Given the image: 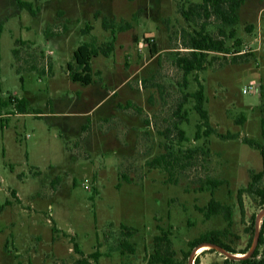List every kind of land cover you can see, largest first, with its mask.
I'll use <instances>...</instances> for the list:
<instances>
[{
  "label": "rangeland",
  "instance_id": "1",
  "mask_svg": "<svg viewBox=\"0 0 264 264\" xmlns=\"http://www.w3.org/2000/svg\"><path fill=\"white\" fill-rule=\"evenodd\" d=\"M29 1L36 15L0 0V98L30 100L22 115L0 110V204L10 199L0 264H78L74 241L93 263L97 252L99 264H156L163 232L183 264H240L210 242L185 254L211 234L243 253L257 220L261 228L264 206L249 185L263 159L243 139L264 144V0H245L233 23L186 18L203 0ZM104 18L115 48L92 59L95 81L83 86L68 64L83 42L113 40ZM203 24L228 52L210 51L185 74L178 58ZM200 83L216 132L197 139L205 126L189 94ZM212 199L223 208L207 216Z\"/></svg>",
  "mask_w": 264,
  "mask_h": 264
},
{
  "label": "trees",
  "instance_id": "2",
  "mask_svg": "<svg viewBox=\"0 0 264 264\" xmlns=\"http://www.w3.org/2000/svg\"><path fill=\"white\" fill-rule=\"evenodd\" d=\"M245 0H203L200 4H193L190 6L188 11H184L186 18L189 19L192 16V13L200 14L201 12L205 13V16L210 17L211 14H214L219 19L223 20L226 23L236 22L238 19L237 16V8H239ZM16 4L20 9H26L31 14L36 15L38 13L39 8H35L32 1L29 0H16ZM103 25L106 29H111L113 40L108 42L105 47L101 49L96 48L91 43L83 42L80 44L76 50L74 51V63L68 64L69 74L74 82H78L83 86H88L95 81L94 78V70L92 66V59L97 57L100 53L108 56L113 49L115 48L116 41V26L112 25L107 18L103 19ZM128 26H121V30L127 29ZM1 34V29H0ZM25 43V42H24ZM187 48L189 51L186 55L180 56L178 58V65L183 68L185 74H190L193 71H199L205 67L207 55L210 51H219V52H228L227 47L225 45V41L223 39H217L213 34L206 31V26L203 24L202 30L198 31L196 35L191 36L190 42L188 43ZM151 51L155 53L157 51V46L153 42L151 43ZM19 49H14V55L18 56ZM236 59V58H235ZM45 71V70H42ZM189 96L193 97L195 100V109L201 116L203 120V126H205L204 132H202L201 124L198 125V129L196 132V138L199 139L203 135L209 136L212 133H215L216 130L213 128L209 112L206 108V96L205 89L202 83L199 84V88L189 94ZM10 102L15 106L16 111L19 113H27L29 107V100L26 97H17L10 96ZM133 103L129 102V106H132ZM183 133V132H182ZM263 134H264V119H263ZM245 143L249 144L253 148H256L260 151L263 159V169L259 172L253 173L252 181L249 185V191L254 193L262 206H264V144L259 141L244 138ZM15 191H12L14 194ZM241 201V200H240ZM9 201H6L4 204H0V209L4 208ZM223 206L215 199H212L207 205L206 215L211 216L212 214L219 213L222 210ZM130 233H133V229L129 228ZM157 250L154 254V263L156 264H183L178 261L175 257V250L172 249V240L168 236V232H163L162 235H157L155 237ZM205 242H210L214 245H222L217 237L211 234V237L203 236L191 243V248L185 254V257L191 255L193 249L200 244ZM165 244L166 248L163 249V245ZM223 246V245H222ZM252 245H250L246 250L243 251L244 254H247ZM262 246V251L260 252V247ZM130 249L133 251V247L130 246ZM224 247V246H223ZM74 249L80 254V258H78V264H99V254L97 252H93L90 254V257L93 258L95 263L90 260L88 256L85 255L84 251L80 247L79 243L74 241ZM205 251H202L203 253ZM228 259V258H226ZM234 259V258H233ZM196 261H200V257H196ZM240 264H264V216L262 218L261 228L259 232L258 241L254 250L246 256H243L237 260Z\"/></svg>",
  "mask_w": 264,
  "mask_h": 264
},
{
  "label": "crops",
  "instance_id": "3",
  "mask_svg": "<svg viewBox=\"0 0 264 264\" xmlns=\"http://www.w3.org/2000/svg\"><path fill=\"white\" fill-rule=\"evenodd\" d=\"M2 32V31H1ZM1 36V34H0ZM15 93H13L14 95ZM17 97L21 98V97H25V96H19L18 94H15ZM29 100V99H28ZM13 104L10 102V100H8V97L7 98H0V110H2L4 112V110L8 107H12ZM29 106H30V100H29ZM15 111V109H14ZM1 112V111H0ZM17 115H22V114H25V113H18L16 111ZM15 114H12L11 116H13ZM11 118H8L7 122L5 124H1V127L2 129H5L8 127V124H9V121H10ZM5 154H7V149L5 148ZM14 191L17 193V195H19V192H17V190L14 189ZM6 201H10V199H7Z\"/></svg>",
  "mask_w": 264,
  "mask_h": 264
},
{
  "label": "water",
  "instance_id": "4",
  "mask_svg": "<svg viewBox=\"0 0 264 264\" xmlns=\"http://www.w3.org/2000/svg\"><path fill=\"white\" fill-rule=\"evenodd\" d=\"M260 216H262V217L264 216V209L262 210ZM259 231H260V228H259V220H257V224H256V232H257V234H256V241H255L254 245L251 247V249L249 250V252H248L246 255H249V254L254 250V248L256 247V244H257V241H258V237H259ZM205 244H208V243L200 244L199 246H197V247L195 248V250H197L199 247H201L202 245H205ZM209 244H210V243H209ZM210 245L219 248L224 254L227 255V257L236 258V259L241 258L240 256H237L236 254H231V253H229L228 251L222 249V248H221L220 246H218V245H214V244H210ZM242 257H243V256H242ZM190 260H191V259H190Z\"/></svg>",
  "mask_w": 264,
  "mask_h": 264
},
{
  "label": "bare ground",
  "instance_id": "5",
  "mask_svg": "<svg viewBox=\"0 0 264 264\" xmlns=\"http://www.w3.org/2000/svg\"><path fill=\"white\" fill-rule=\"evenodd\" d=\"M210 247V245H202L201 247H199L198 249H197V252H202V251H204L205 249H207V248H209ZM237 256H240V257H242V256H246V254H244V253H237L236 254Z\"/></svg>",
  "mask_w": 264,
  "mask_h": 264
},
{
  "label": "built area",
  "instance_id": "6",
  "mask_svg": "<svg viewBox=\"0 0 264 264\" xmlns=\"http://www.w3.org/2000/svg\"><path fill=\"white\" fill-rule=\"evenodd\" d=\"M3 117L2 115H0V118Z\"/></svg>",
  "mask_w": 264,
  "mask_h": 264
}]
</instances>
